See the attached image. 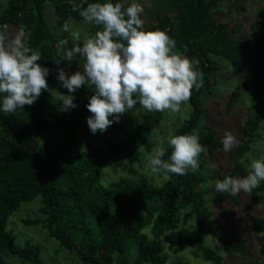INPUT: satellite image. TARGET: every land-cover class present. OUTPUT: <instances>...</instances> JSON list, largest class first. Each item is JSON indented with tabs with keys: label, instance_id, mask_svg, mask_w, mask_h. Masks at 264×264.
<instances>
[{
	"label": "trees",
	"instance_id": "trees-1",
	"mask_svg": "<svg viewBox=\"0 0 264 264\" xmlns=\"http://www.w3.org/2000/svg\"><path fill=\"white\" fill-rule=\"evenodd\" d=\"M47 2L54 7L57 28H63L66 21L83 20L79 11L72 9L73 3L80 0H5L0 5V25L7 23L10 30L16 31L23 26L30 33L29 47L41 54L38 63L50 69L46 78L49 90L43 91L33 105H25L11 114L0 110V264H6V257H16L23 264H46L38 246H19L13 234L6 230L10 215L21 204L37 197H40L39 213L43 218L25 223L42 224L48 235L72 253L79 264H165L167 256L162 237L188 219L194 222V227L191 231L176 233L169 245L173 253L194 248L196 257L202 261L223 264V256L204 243L205 236L209 235L232 264H238L235 256L247 264H263L254 257L247 237L222 232L221 227L213 226V214L204 200L206 191L198 187L207 179L200 171L202 164L197 171L189 170L183 176L168 174L169 179H163L160 185L150 182L140 172L144 155L154 147L152 136L161 125L163 112L144 109L141 121L123 138L106 139L103 144L89 146L88 150L80 148L77 129L85 127L86 114L91 115L87 104L94 87L84 85L76 90L73 102L77 107L67 113L58 112L54 123L44 119L50 90L61 84L57 79L58 70L63 68L71 75L76 68L81 70L85 62L79 55L66 59L65 51L73 47V39L50 27L44 14ZM218 4L219 0H170L167 11L158 10L144 24L145 30L167 31L176 41L178 51L198 61L196 70L203 74V87L198 91L193 89L188 101L189 117L174 130V135L199 131L200 143L206 149L200 157L206 153L211 162L221 153L227 154V166L210 171L212 181L227 175L248 174L246 154L258 135L264 107V44L253 48L244 40L234 38L232 34L240 25L231 28L219 22L212 13ZM263 11L260 9L259 14L263 15ZM98 30V26L89 24V36ZM65 39L68 44L61 48L59 41ZM212 58L228 62L234 72L246 71L260 103L257 111L239 124L241 137L228 152L223 150L220 132L209 122L211 112L206 105L207 97L214 94L217 65ZM239 93L230 94L228 108ZM58 103L61 108L62 100ZM140 108L137 103L121 116L127 117ZM170 154L171 148L167 145L162 159L168 160ZM122 155L124 160H119ZM241 158L244 163H237ZM111 161L122 164L118 170L120 175L117 180L104 183L107 169L104 166ZM263 193L264 181H261L248 193L250 202L258 205ZM231 199L234 200V195L230 193H217V206L221 208ZM251 231L259 255L264 256V213L252 219ZM171 264L187 263L179 259Z\"/></svg>",
	"mask_w": 264,
	"mask_h": 264
},
{
	"label": "clouds",
	"instance_id": "clouds-1",
	"mask_svg": "<svg viewBox=\"0 0 264 264\" xmlns=\"http://www.w3.org/2000/svg\"><path fill=\"white\" fill-rule=\"evenodd\" d=\"M72 9L100 30L86 36L81 44V32L72 31L69 21L63 24V31L70 32L73 39V47L65 51L66 59L79 55L85 62L82 70L71 75L60 68L57 79L69 93L84 85L94 87L87 104L91 113L87 124L93 134L119 122L120 116L137 103L148 112L178 113L193 89L203 87V74L196 70L198 61L178 51L167 31L145 30L141 19L144 7L136 0L127 7L112 0H80ZM29 35L23 26L13 33L7 23L0 25V110L4 114L33 105L43 91L49 90L46 78L50 69L38 63L42 57L29 47ZM67 44L66 39L59 41L61 48ZM61 100V111L77 107L73 95L62 94ZM167 143L171 148L168 160L162 159L164 147L154 148L146 157L151 173L163 174L167 180L168 174L183 176L199 169V157L206 151L199 131L173 135ZM222 144L228 152L238 140L231 131H225ZM237 163L243 164L244 159ZM249 168L246 176L227 175L217 180L215 193L237 195L257 188L264 181V156L251 160Z\"/></svg>",
	"mask_w": 264,
	"mask_h": 264
},
{
	"label": "rangeland",
	"instance_id": "rangeland-1",
	"mask_svg": "<svg viewBox=\"0 0 264 264\" xmlns=\"http://www.w3.org/2000/svg\"><path fill=\"white\" fill-rule=\"evenodd\" d=\"M4 1L5 0H0V5H2ZM132 2L133 0L121 1L124 7L129 6ZM136 2L144 7V12L141 15L144 24L149 23L158 10L167 11L170 8V0H136ZM260 9H264V0H219V4L214 8L212 13L219 22L227 23L231 28L240 25L239 29L234 32L232 36L244 40L254 48L257 44H264V11L263 15H260ZM44 14L50 27L56 33H66L70 35V32L63 31V28H57V18L54 15V7L51 3L47 2L45 4ZM70 25L72 31L79 30L81 32L82 39L89 36V24L84 20H71ZM10 31L14 33L16 30L12 29ZM206 58L207 57H205V59ZM212 60L216 63L217 70L215 71V85L213 86L214 94L209 95L206 100V105L211 112L209 122L218 129L220 132L218 136L222 139L225 131H231L239 141L241 137V132L238 129L239 124L248 116H252L257 111V108H259L260 103L258 102V97L256 96L253 85L250 83V77H248L246 71L242 70L241 73L234 72L228 62L218 58H212ZM79 70L80 69L76 68V71ZM76 71H74V73ZM57 85L58 86H53L45 101L46 108L43 117L51 123H54V117L57 113L61 112L58 102L62 94L73 95L75 97L74 93H69L62 84ZM236 90L240 93L235 103L231 104V107L228 108L227 101L231 100L230 94L237 92ZM190 110L191 107L189 102H187V104L181 106V111L178 113H171L169 111L163 112L161 125L154 131L152 136V142L154 144L153 149L156 147L165 148L168 145V139L174 135V130L180 127L189 117ZM67 112L68 111H65L64 113ZM262 115L263 117L258 135L255 138V142L252 144L251 150L246 154V167L249 170L251 160L264 156V107ZM89 116L90 114H86L84 119L85 127L77 129L78 143L83 150H88L89 146L103 144L106 139L123 138L141 121L144 116V109L140 108L134 113H130L127 117L120 116L119 122L114 121L106 131H97L95 134H93L88 127L87 118ZM109 118L113 119L112 117ZM38 121L40 120L38 119ZM48 135L51 136L50 134ZM51 138L53 137L51 136ZM234 147L235 146H233V148ZM149 154L151 153L144 155L145 157L140 172L144 177L148 178L150 182L160 185L165 179L162 174H154L149 170L146 159ZM118 159L124 160V156L122 155ZM109 164L110 165L107 164L104 166L107 168L106 178L102 179L104 183L112 180L115 181L120 175L118 170L122 164L120 165L118 161H111ZM199 164H202L203 168L200 169V171L206 175L207 179L204 184L198 187L206 191L204 200H206V205L213 214V226L216 228L221 227L222 232L227 231L236 236L247 237L249 247L254 257L259 258L264 264V256L259 255L258 244L251 231L252 219L264 213V195L262 201L256 205L250 202L248 193L240 192L234 195V200H229V202L223 204V206L219 208L216 200L217 193L213 190L216 181H212L209 178V173L216 167L227 166V154L221 153L220 156L216 158L215 162H211L205 153V156L199 157ZM39 200L40 197H37L29 203L21 204L18 210L13 212L7 219L6 230L13 234L17 245L23 246L24 244H30L38 246L40 249V257L46 264H79L77 258L72 253L62 249L59 243L48 235L47 230L42 224L27 225L25 223L26 220H41L43 218L39 213ZM241 217L244 218L238 222ZM234 222L238 223L233 224ZM193 227L194 222L188 219L186 223L179 224L174 231L168 232L162 237L161 241L164 247V253L167 256L165 264H171L179 259L187 264H210L196 257L194 248H188L178 254L173 253L169 249L170 242L175 238L176 233H181L185 229L191 231ZM204 243L223 256V264L233 263L223 252L222 247L215 242L212 237L209 235L205 236ZM234 261L238 264H247V261L239 256H235ZM5 262L6 264H23L16 257H6Z\"/></svg>",
	"mask_w": 264,
	"mask_h": 264
}]
</instances>
